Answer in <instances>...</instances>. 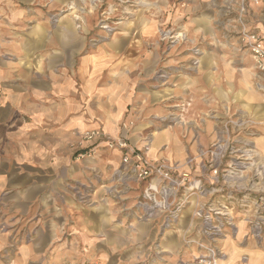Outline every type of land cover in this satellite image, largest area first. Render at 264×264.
<instances>
[{"label": "crops", "instance_id": "0c3cea01", "mask_svg": "<svg viewBox=\"0 0 264 264\" xmlns=\"http://www.w3.org/2000/svg\"><path fill=\"white\" fill-rule=\"evenodd\" d=\"M261 3L252 7L254 19L260 16ZM4 13L5 8H0L1 16ZM254 21L253 27L264 37L263 24ZM198 25L193 26L197 37L206 40L201 61L193 71L174 72L169 78L173 86L157 93L142 86L153 62L122 57L117 50L81 57L59 55L56 63L51 53L17 58L0 53V264H9L6 257L10 255L15 263L32 264L69 234L77 240L78 255L96 264H188L200 248L187 239L206 238L201 234L203 221L195 215L199 205L221 198L228 208H239L242 202L234 193L240 186L230 176L227 183H215L210 169L187 165L189 158L210 157L204 149L225 138L221 130L230 119L251 126L239 141L262 146L264 76L255 69L251 54L240 48L234 51L230 40H222L219 55V46L207 41V24ZM0 46L4 45L0 42ZM156 98L162 101L160 107L172 102L177 112L181 101L190 104L187 119L153 132L147 151L150 161L168 162L185 182L169 197L171 203L186 200L173 221L144 199L146 187L150 183L159 187L162 181L156 177L142 182L119 171L120 149L99 144L95 146L100 153L93 158L77 156L95 144L82 139L84 130L103 128L115 135L129 111L151 113ZM142 126L128 133L138 149H143ZM70 183L82 184L93 205L76 201ZM39 208L46 209L50 227L38 229L43 219L37 214ZM22 215L30 216L34 232L28 242L17 243ZM71 217L76 231L65 234L63 227ZM226 218L229 222L217 239L222 250L219 264H264V242L252 231L251 216L236 210ZM53 251L57 252L55 263L70 264L73 250L68 242L63 240Z\"/></svg>", "mask_w": 264, "mask_h": 264}, {"label": "rangeland", "instance_id": "374dc122", "mask_svg": "<svg viewBox=\"0 0 264 264\" xmlns=\"http://www.w3.org/2000/svg\"><path fill=\"white\" fill-rule=\"evenodd\" d=\"M261 4H248L246 11L242 13L241 0H0V8H5L4 15L0 14V42L4 45L0 46V53H4L6 58L22 57L29 53L43 57L51 53L56 59L59 55L64 58L73 57L72 53L81 57L117 50L122 57H144L143 62H153L154 65L148 69L149 79L142 80V86H148L157 93L158 89L173 86L169 78L174 72L193 71V66L201 61L206 40L204 37H197L196 28H193L195 25L207 24L206 27L210 30L207 41L219 46V55L222 51V40H230L234 51L240 48L250 53L239 40L242 25L240 17L247 27L259 32L253 27L252 21L255 20L256 25L258 23L264 26V4L259 6L258 20L257 17H252V7ZM68 25H71L72 29L69 30L72 33L68 30ZM23 46L25 47L22 48ZM56 62L57 59L54 60ZM134 69L139 71L138 66ZM166 92L167 95L171 93L170 89ZM171 98L172 96H166L165 99ZM157 99L153 101L154 111L151 113L129 111L120 122L119 132L115 135L103 128L84 130L81 133L82 139L83 133L91 130H97L100 137L91 142L95 143L94 146L79 151L78 158H93L100 153L101 149L95 146L99 144L114 150L115 148L107 146L106 139L124 137L130 141L128 133L139 124L144 125L140 141L143 145H150L155 130L172 126L180 118L187 119L190 107L187 101H181V106L177 104L178 109L179 106L181 108L177 112L174 111L172 102H164L160 107L162 101ZM184 105H187V109ZM242 123L243 121L233 119L225 122L221 130L225 138L211 143L203 151L210 157L203 156L204 160L199 158L197 161L189 158L187 167L193 169L197 164V168L210 169L215 183H227L230 176V181L240 186L234 194L242 203L238 209L229 207L226 216L236 210L249 214L253 219L252 231L264 242V143L260 147L249 140L239 141L246 130H251V126H244ZM90 151L91 155L88 154ZM121 167L120 163L119 171L122 170ZM214 169H217V174L213 172ZM69 188L76 201L85 206L93 205V198L84 190L82 184L70 183ZM220 200L221 198L212 202L220 206L224 204ZM45 211L46 209H38L37 214L43 217L38 222V229L51 226L47 224ZM22 216L19 223L21 240L16 239L17 243L28 242L34 232L33 222L29 223L30 216ZM70 219L63 227L65 234L76 231L72 217ZM64 238L55 241L47 251L40 253L37 259L32 260V264H61L60 260L55 263L57 252L53 249L63 240L73 250L68 263L96 264V261L84 260V257L78 255L77 240L70 234ZM6 258L9 264H18L14 262L13 255ZM21 264L27 263L22 260Z\"/></svg>", "mask_w": 264, "mask_h": 264}, {"label": "built area", "instance_id": "2783aa9c", "mask_svg": "<svg viewBox=\"0 0 264 264\" xmlns=\"http://www.w3.org/2000/svg\"><path fill=\"white\" fill-rule=\"evenodd\" d=\"M264 0H241L242 13L246 11L248 4H260ZM241 13V16H242ZM241 19V30L239 40L243 47L246 48L254 61V66L260 75L264 76V37L261 33L252 30ZM264 88V87H263ZM100 137L97 130L85 131L83 140L94 142ZM106 144L110 148L122 150V170L132 175L136 180L146 182L150 179L158 177L162 184L158 187L149 184L144 191V199L150 201L154 207L161 208L168 215V220L173 221L181 215L185 205V199L169 202V197L179 192V189L185 185V182L179 175H176V169L168 162L154 163L147 158L149 143L143 145V149H138L130 141L124 137L108 138ZM93 151V150H92ZM92 151L88 152L89 155ZM84 156V154H81ZM213 172L217 174V169ZM212 202V201H209ZM199 205L195 210V215L202 219L201 234L207 239L197 240L194 237L187 239L188 243H196L200 251L194 255L188 264H219L222 256V250L219 247L218 238L223 234V228L227 222V205L220 206L215 203Z\"/></svg>", "mask_w": 264, "mask_h": 264}]
</instances>
